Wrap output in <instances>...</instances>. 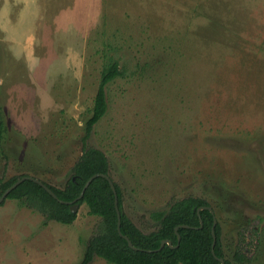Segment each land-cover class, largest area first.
<instances>
[{"label":"rangeland","instance_id":"obj_1","mask_svg":"<svg viewBox=\"0 0 264 264\" xmlns=\"http://www.w3.org/2000/svg\"><path fill=\"white\" fill-rule=\"evenodd\" d=\"M112 61L122 74L85 144L124 214L150 233L156 212L204 199L227 258L264 264V0H0V179L64 186ZM45 221L1 202L0 264H80L102 222L85 204Z\"/></svg>","mask_w":264,"mask_h":264},{"label":"trees","instance_id":"obj_2","mask_svg":"<svg viewBox=\"0 0 264 264\" xmlns=\"http://www.w3.org/2000/svg\"><path fill=\"white\" fill-rule=\"evenodd\" d=\"M121 74L116 61H112L101 71L92 115L85 123V133L82 137L83 151L73 165L64 186L56 188L39 179L56 195L57 200L30 180H25L17 186L6 199L16 200L21 207L31 208L44 215L46 220L44 224L52 221L61 225H70L76 219V213L71 211V204L77 203L79 206L85 204L87 213L99 217L102 222L98 233L89 240L80 264H89L95 256L109 264H221V259L224 264H248V257L240 250L233 253L232 259L227 258L221 244V225L218 221L214 229L216 242L213 247L215 214L208 208L198 212L199 208L210 206L204 199L185 196L173 202L167 212H156L153 215L157 223L156 230L144 233L124 214L122 192L114 182L121 218V233L131 241L133 248L119 234L114 194L105 178L93 179L85 189L83 197L74 202L91 176L100 173L110 177L109 163L105 154L97 148L86 147L85 141L89 138L93 127L107 112L105 87ZM4 133L5 124L0 116V141ZM24 176L26 175L13 176L7 180L0 179V197ZM251 232L257 234L256 229ZM163 241L171 242L172 248L168 245L160 248Z\"/></svg>","mask_w":264,"mask_h":264},{"label":"water","instance_id":"obj_3","mask_svg":"<svg viewBox=\"0 0 264 264\" xmlns=\"http://www.w3.org/2000/svg\"><path fill=\"white\" fill-rule=\"evenodd\" d=\"M96 177H103L105 178L108 182H109V185L111 187V190L113 191V194H114V206H115V210H116V215H117V218H118V231H119V234L122 235L121 233V218H120V211H119V208H118V197H117V192H116V188H115V185H114V182L113 180L107 175V174H100V173H97V174H94L93 176H91L87 181L86 183L84 184L83 186V189L81 191V193L79 194V196L77 198H75L74 202L75 201H79L82 197H83V194H84V191L85 189L90 185V183L93 181V179H95ZM25 180H30V181H33L34 183L38 184L39 186H41L44 190L47 191V193L49 195H51L52 198L56 199L57 200V197L56 195L46 186L44 185L39 179H36V178H33L31 176H24V177H21L20 179H18L12 186H10L0 197V203L3 202L8 194L14 190L17 186H19L21 183H23ZM61 202V201H60ZM71 211L76 213L77 212V209L79 207V205L77 203L75 204H71ZM204 208H208L212 213H214V210L211 206L209 207H202V208H199L198 209V212H200V210L204 209ZM217 225V219L215 217V220H214V225H213V237H214V241H213V247H214V244L216 242V236L214 234V229H215V226ZM201 226H202V221H201ZM185 228H187L186 226H183ZM123 236V235H122ZM127 241H128V245L130 247L133 248V245L131 243V241L126 237V236H123ZM180 242V237L178 238V244ZM165 245H168L169 247L172 248V244L171 242H168V241H163L162 244H161V247L160 248H163ZM178 246V245H177ZM176 246V247H177ZM214 252V251H213ZM221 264H224L223 260L221 259Z\"/></svg>","mask_w":264,"mask_h":264}]
</instances>
